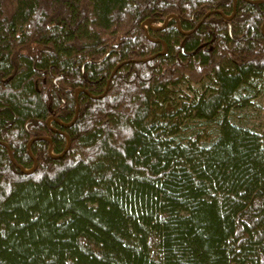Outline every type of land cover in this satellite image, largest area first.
<instances>
[{
	"label": "trees",
	"instance_id": "obj_1",
	"mask_svg": "<svg viewBox=\"0 0 264 264\" xmlns=\"http://www.w3.org/2000/svg\"><path fill=\"white\" fill-rule=\"evenodd\" d=\"M263 85L264 0H0V264H264Z\"/></svg>",
	"mask_w": 264,
	"mask_h": 264
},
{
	"label": "rangeland",
	"instance_id": "obj_2",
	"mask_svg": "<svg viewBox=\"0 0 264 264\" xmlns=\"http://www.w3.org/2000/svg\"><path fill=\"white\" fill-rule=\"evenodd\" d=\"M191 88L197 91L202 89L201 85H193ZM182 89L188 93L185 87ZM247 101L234 111L235 120L264 135V85L259 91L252 93Z\"/></svg>",
	"mask_w": 264,
	"mask_h": 264
},
{
	"label": "water",
	"instance_id": "obj_3",
	"mask_svg": "<svg viewBox=\"0 0 264 264\" xmlns=\"http://www.w3.org/2000/svg\"><path fill=\"white\" fill-rule=\"evenodd\" d=\"M208 15H210V13L209 14H206L205 16H204V18H206ZM173 18H175L174 16H173ZM176 19V18H175ZM163 25L162 26H156V27H154V26H152V25H150V24H147V23H144V25H146L144 28H147L148 26H149V28L151 29V30H153V31H156V30H160V29H163L167 24H166V21L164 22V23H162ZM177 29L179 30L180 29V26H179V24L177 25ZM120 67V65L119 66H117L112 72V76H113V74L115 73V71L118 69ZM108 83H109V81H108ZM103 94H105V92L103 93ZM103 94H102V96H103ZM77 112H78V108H77ZM76 112V113H77ZM75 118H76V116L74 117V119H73V122L75 121ZM72 122V123H73ZM63 125V124H62ZM4 145V144H3ZM4 146H6V145H4ZM7 147V146H6ZM11 161L13 162V160H12V157H11ZM36 168V164H34V169Z\"/></svg>",
	"mask_w": 264,
	"mask_h": 264
},
{
	"label": "built area",
	"instance_id": "obj_4",
	"mask_svg": "<svg viewBox=\"0 0 264 264\" xmlns=\"http://www.w3.org/2000/svg\"><path fill=\"white\" fill-rule=\"evenodd\" d=\"M145 27V26H144Z\"/></svg>",
	"mask_w": 264,
	"mask_h": 264
}]
</instances>
